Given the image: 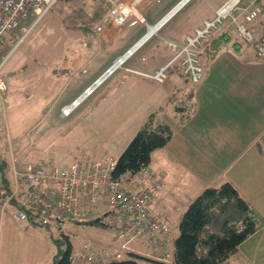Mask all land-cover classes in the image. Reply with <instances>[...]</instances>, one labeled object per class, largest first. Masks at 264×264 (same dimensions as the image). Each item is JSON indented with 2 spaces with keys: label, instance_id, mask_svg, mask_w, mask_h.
<instances>
[{
  "label": "rangeland",
  "instance_id": "374dc122",
  "mask_svg": "<svg viewBox=\"0 0 264 264\" xmlns=\"http://www.w3.org/2000/svg\"><path fill=\"white\" fill-rule=\"evenodd\" d=\"M93 1L95 0H58L39 19L30 16L25 20L24 24L29 31L23 34L20 29L13 30L10 35H15L14 42L11 44L8 40L6 42L8 50H11L10 59L8 57V63L5 62L0 78L3 81L6 79L4 75L6 68H10L11 71L16 70V67L23 62L29 64L27 70L37 65V62L48 67V63H52L56 52L61 51L63 45H68L67 42H62V39H65L63 34H76L83 27L82 25L89 22L88 18H91L93 11L91 9ZM100 1L102 4L106 2L109 5L106 0ZM100 1L97 0L98 3ZM70 40L69 47L94 44L86 39L82 41L79 37H72ZM240 43L237 50L229 48L222 53L223 56L219 53L214 59L220 56L217 59L218 64L225 66L229 64L228 76L221 72L216 75L211 73L212 78L209 83L206 82L202 87H199V84L190 83L191 81L188 82L185 90L176 91L174 99L171 102H165L163 105L166 108H163L161 113L159 111V114H163L168 121L173 132L172 137L177 138L171 149L174 152L177 151L175 148L177 145L182 150L184 141L195 153L196 160L199 161L200 158L202 162L196 164L187 160L191 164L187 166L184 164L187 162L183 156L176 157L177 164L169 171L168 177L171 185L182 181L179 185L182 186V195L179 196L177 192L172 196L179 205L194 199L205 184L213 183L214 186H220L227 181L224 180L226 175L234 173V168L228 171L226 167V162L238 153L237 143L232 142L231 137L242 131V140L248 141L260 128L264 127V117H260L258 125H255L253 118L255 114L246 109L244 98L242 102L239 99L244 86L236 78H243L244 74L250 76L245 63L253 60L250 55L253 49L251 44L241 41ZM99 45L106 49V43L99 42ZM13 46L14 49H12ZM107 54L100 53L94 61L92 60V65L98 66L104 63ZM67 55L66 53L60 55L58 62L55 63L62 64ZM173 55L172 53V57ZM76 59L78 61L79 57ZM199 59L204 73L208 76L211 59H208L207 55H202ZM74 60L75 58L71 59V61ZM81 62L85 65V59H81ZM59 65L53 64L57 68L55 70H61L58 69ZM82 71L84 72L85 69ZM23 74L17 75L18 82L15 85L22 86L26 82ZM121 75V71H117L95 91L94 95H89L84 101L82 100L81 105H77L78 108L70 117L63 120L57 118L54 111L62 103L63 97H67L66 102H68L75 96L78 92L75 89L77 81L81 79L90 81L88 74L80 71L75 76L76 79L67 81L65 78L63 80L65 82L55 81L51 87L56 93H53L51 100L49 98L42 100V97L36 99V95H43L44 88L48 85V80L45 78L27 86L28 90L29 87L37 88V92L32 95L33 97L30 96L29 100L24 98L25 94L14 93L18 95V98L11 105L7 96H4V93L1 94L0 110H3L4 103L6 108L4 113L0 114V170L4 173L3 176L0 175V191L6 190L5 185L1 184L3 178L6 182L13 180L14 184L9 187V190L15 189L17 183L13 173L25 171L27 163L51 162L61 168L67 163L64 162L65 160L69 162L92 153L105 154L114 161L140 128L147 109L151 106L148 103V98L152 96L149 92L160 87L159 83L148 80V84L133 86L129 89L128 82L141 84L139 80L142 79L128 77L123 82ZM96 79L93 80L96 81ZM93 80L89 83L85 82L78 97L87 92L90 85H93ZM161 95H163L162 92ZM32 101L34 108L30 106ZM64 106L60 108V112ZM45 133L48 135L46 140L42 136ZM259 133L261 135L262 130ZM33 138L37 140L35 144L31 143ZM260 141H264V137L260 138ZM208 146H211L210 151ZM147 168L152 169L150 166ZM19 189L18 196L21 197L22 187L19 186ZM167 192L175 193V190L168 187ZM94 206L92 213L83 215L77 221H65L60 228L52 224L41 225L30 220L16 222L14 219L10 218V221L4 218L0 226V264H52L53 258L61 256L69 245L73 249L77 245L80 246L82 240L79 238L94 239L97 229L104 230L105 235L109 234L112 227L108 226L104 217L108 211L106 199L101 198ZM9 207H6V212L10 211L7 209ZM98 218H101L100 223L95 222ZM179 230L178 225V234ZM63 235L67 236L68 240L64 239Z\"/></svg>",
  "mask_w": 264,
  "mask_h": 264
},
{
  "label": "crops",
  "instance_id": "0c3cea01",
  "mask_svg": "<svg viewBox=\"0 0 264 264\" xmlns=\"http://www.w3.org/2000/svg\"><path fill=\"white\" fill-rule=\"evenodd\" d=\"M180 1L181 0H142L137 6V14L144 19V23L137 22L135 24H130V22L134 19L133 16H130L123 25L107 23L105 20L107 19L110 5L106 2H103L102 4V1H100L102 5L98 3L97 0L93 1V5L91 6L93 11L91 12V18H88L89 22L82 25L83 27H81L79 32L76 34H63L65 39H62V42H67L68 45H63L61 47V51L56 52L52 63H48V67L37 62V65L35 64L31 66V68L27 70L29 64L27 62H23V64L16 67V70L11 71L9 70L10 68L5 69L4 75L6 76V79H4V81L1 79L5 84L4 96H7L11 105L15 102V99L18 98L19 94H25L24 98L29 100L30 96L37 92V88L29 87L28 90L27 86L36 84L42 78H45V80H48V85L44 88L43 95H36V99L37 97H42V100H46L47 98L51 100L53 93H56L52 91L51 87L55 81H63L65 78L67 81L70 79H76L75 76L80 71L83 74H88L90 81L94 78H100V76L113 64L115 60L120 59L123 56L122 54H124L129 48L131 50L132 46L143 37L147 31L148 25L153 26L157 24L161 19L167 16V14H169V12H171ZM227 1L228 0H196L195 2V0H187L164 22V24H162V26L158 28L156 33H153L152 36L146 39L137 50L131 51V55H128L129 57L125 56V58L118 64V66H122L116 68L108 77H106L101 84L94 89L91 95H94L95 91L119 70L122 73L121 81L123 82H125L128 77H139L142 79L139 80L141 84L128 82V88L132 89L133 86L138 87L143 84H148V80L153 83L157 82L149 77L157 70L165 67L167 68L169 65H172L173 69L181 67L178 71H173V69L170 71L167 70L166 79L162 83L157 82L160 87L154 88L155 91L149 92V95H152L148 98V103L149 105L151 104V106L148 107L146 116L142 120L144 122L150 114L156 113L155 121H162L169 125L165 116L163 114H159V111L161 113V111L166 108V106L163 105L165 102H171L174 99L176 91L180 92L181 90H185L187 83L190 82V79L189 76L184 73V68L179 60L171 62L173 52L171 51L168 42L183 45L186 41V37L193 35L195 28H201L204 20H212L216 15V11ZM251 3L264 6V0H239L237 2L236 9L232 12V14L238 16V20L242 21L243 17L241 13L246 8L250 7ZM261 19L262 16H258L252 22L248 23V27L253 32L255 39H258L259 36L264 33V25L262 24ZM14 36L15 35H8L9 44L14 42ZM72 37H79L82 41L86 39L94 44L91 46L84 44L69 47L71 45L70 39ZM238 40L234 24L231 22V18L227 17L224 19V30L222 32H213L208 39L201 42L198 47V56L200 58L202 55H207L208 59H211V65L209 67V75L207 76V74L204 73V78L199 83V87H202V85L206 82L209 83V80L212 78L211 73L216 75L221 72L223 75L228 76L227 70L230 68L229 64L228 66L221 63L218 64L219 62L217 59L220 56H223L222 53H225L229 48H231V50H237L241 44L238 43ZM99 42L106 43L105 50L99 45ZM14 48L15 47L13 46L12 49ZM6 49H9L7 44ZM102 52L108 53L105 58V62L98 66H93L91 63L92 60L94 61V58ZM65 53L68 55L64 62L60 65L59 63H55L58 62L60 55ZM126 54L127 53L124 55ZM218 54L220 56L214 60ZM250 55L253 60L245 63L250 71V76L248 77V74H244L243 78L237 77L236 79L240 80L244 86L239 99L242 102V99L244 98L246 109L249 110L250 113L255 114L253 117L254 123L255 125H258L259 118L264 117V58L257 60L253 49ZM76 57H79L78 61ZM73 58H75V60L71 61ZM80 58L85 59V65H83ZM9 59L6 63H8ZM53 64L55 66L59 65L58 69L61 70H55L57 68H55ZM242 66L243 64L241 67ZM83 69H85L84 72L82 71ZM19 74L25 75L26 78V82L23 83L22 86L15 85L18 82L17 75ZM145 79L147 80L145 81ZM90 81H85L84 79L77 81L75 89H77L78 92L74 97L69 99L68 102L77 98L79 96L78 93L85 86V82L89 83ZM161 92L163 95H161ZM14 93H17L18 95H15ZM243 93L245 94L243 95ZM1 97L2 95L0 94V100ZM66 98L63 97L62 103L59 105L58 109L54 111L56 117L61 120L70 117L78 106L81 105L79 104L69 116L63 117L61 115L60 108L68 103L66 102ZM191 98L193 97L191 96ZM202 99H204V97ZM33 101L30 105L31 108L35 107ZM5 108L4 103L3 110H0V114L4 113ZM177 110H179L178 107ZM176 113H178V111H176ZM241 113H244L243 110H241ZM260 130H262L261 135L259 133ZM263 133L264 127L263 129L260 128L255 135L248 139V141L242 140V131L231 137V141L237 143L236 148H238V153L226 162L228 171L234 168V173L226 175L224 180L227 181L224 182L232 183L239 194L246 199L253 208H255L263 220V226L245 239L238 246L236 252L233 253L223 264H264V141H260V138L264 137ZM42 136L43 139L46 140L48 135L45 133L42 134ZM176 139L177 138L174 136L171 137L167 145L162 147L161 150L158 151L157 149L153 151L148 165L152 169L149 170L147 168L150 172L156 174L162 183V189H160L157 198L151 203V209L156 214L169 218L171 233L169 235H166L163 232H156L153 235L138 233L128 241L115 240V228L112 227L110 233L107 235H105L104 230L97 229L94 239L79 238V240H82V242L89 241L93 247H102L110 252L121 251L125 257L128 254L141 256L146 259L147 264H170L172 262L173 241L178 236V225L182 214L193 198L187 200L184 204L185 206L177 204L172 196L177 192L179 196L182 195V186H179L182 184V181L171 185L168 174L169 171L175 167V164H177V156H183L187 162L184 164L187 166L191 165L190 162L196 164L202 163L200 158V162L196 160L194 156L195 153L192 152L190 146H188L182 138L181 139L184 143L182 150H180V148L176 145L175 148L177 151L174 152L171 147L175 145ZM36 141L37 140L33 138L31 143L35 144ZM207 148L210 151L211 146H208ZM123 150L124 149H122V151ZM92 154L97 156L102 153ZM200 157L203 158L202 156ZM72 160L69 162L65 160L64 162L67 163L64 167H68ZM180 164L184 165L182 162H180ZM0 173V175L3 176L4 173L2 170H0ZM124 180H127V178H124ZM13 184V180L12 182L7 181V186L9 185L8 187H11ZM212 184L213 183H207L202 186V188L201 185H199L201 190L198 195L204 188L214 186V184ZM168 187H171V190H175V193H166ZM7 209L10 211L0 213V226L2 225L4 218H6V220H10V218L13 219L11 216V206ZM79 247L80 246L77 245L74 248L73 254L75 251L79 250ZM163 258L164 261L162 262Z\"/></svg>",
  "mask_w": 264,
  "mask_h": 264
},
{
  "label": "built area",
  "instance_id": "2783aa9c",
  "mask_svg": "<svg viewBox=\"0 0 264 264\" xmlns=\"http://www.w3.org/2000/svg\"><path fill=\"white\" fill-rule=\"evenodd\" d=\"M57 1L0 0V72L11 53V50L6 49L8 35L16 29L26 34L29 28L24 24L25 20L30 16L39 19ZM106 1L110 5L105 20L107 23L123 25L130 16L134 17L130 24L144 23V19L137 14V6L142 0ZM238 1L228 0L224 3L212 20H204L201 28H195L194 34L186 37L183 45L168 42L174 54L171 62L180 61L191 83L199 84L204 78V71L198 58V47L213 32L224 30V19L227 17L231 18L238 39L251 44L255 58H264V33L255 39L248 27V23L258 16H262L261 22L264 25V6L251 3V6L241 13L243 20L239 21L238 16L232 14ZM149 27L148 25L147 31ZM125 53H130V49ZM114 62L102 74L101 77L104 78L101 81L98 78L94 81L93 88L89 87L87 92L81 94L83 98L91 95L106 77L120 67H113ZM165 70L166 67L157 70L149 77L162 83L166 79ZM4 91L5 84L0 78V94ZM77 99L61 109L63 117L69 116L73 108L81 102ZM69 105L73 107L67 110L66 107ZM113 166L114 161L105 154L97 156L89 154L73 160L68 167L61 168L51 162L27 163L25 171L21 173L14 171L17 183L15 189L0 191L3 199L1 212L7 206H11V216L17 222L30 220L60 228L65 221H77L83 215L90 214L94 210V205L101 198H105L108 204L105 218L108 226L115 228V240L128 241L138 233L153 235L154 232H164L169 235L171 233L169 218L160 216L151 209V203L157 198L162 187L157 175L143 167L130 179L112 180ZM19 186L22 187L21 197L18 196ZM12 201L15 203L12 204ZM123 258L125 255L121 251L110 252L102 247L95 248L89 241H85L80 244L79 250L72 254L71 260L76 264H104Z\"/></svg>",
  "mask_w": 264,
  "mask_h": 264
},
{
  "label": "trees",
  "instance_id": "16d2710c",
  "mask_svg": "<svg viewBox=\"0 0 264 264\" xmlns=\"http://www.w3.org/2000/svg\"><path fill=\"white\" fill-rule=\"evenodd\" d=\"M171 66L166 68V73L173 69ZM179 68H174L173 71H178ZM155 117L156 113L150 114L117 157L111 171L112 180L132 178L140 169L149 165L153 151L164 147L170 141L173 135L171 127L165 122L155 121ZM2 181L10 191L6 179L3 178ZM2 201L0 196V211ZM101 218L95 222L100 223ZM262 226L263 220L259 213L239 194L232 183L208 186L189 203L182 214L180 232L173 241V260L170 264H223L245 239ZM63 238L68 240L65 235ZM73 251L69 245L61 256L53 258L52 264H72ZM104 264L147 263L141 256L128 254L123 259Z\"/></svg>",
  "mask_w": 264,
  "mask_h": 264
},
{
  "label": "bare ground",
  "instance_id": "6f19581e",
  "mask_svg": "<svg viewBox=\"0 0 264 264\" xmlns=\"http://www.w3.org/2000/svg\"><path fill=\"white\" fill-rule=\"evenodd\" d=\"M185 0H182V3L184 2ZM180 4V3H179ZM181 5V4H180ZM180 5H177L169 14H167V16H165L163 19H161L156 25H153V26H150L149 27V29H148V31L143 35V37L138 41V42H136V44L135 45H133V47L131 48V51H135V50H137L140 46H139V44L143 41H145L146 39H148L150 36H152L153 35V33H156V31L158 30L157 28L173 13V12H175L176 11V9L180 6ZM262 33V32H261ZM260 37V36H259ZM258 38V37H257ZM131 53V52H130ZM129 53V54H130ZM129 54H127V55H123L120 59H118V60H116L115 62H114V65H113V67H117L118 66V64L122 61V59H124L125 58V56H128ZM104 78V76L103 77H100V81L102 80ZM95 85V83L93 84V85H90V88H93V86ZM84 96L83 95H81L80 96V98L78 97V101L79 100H84L85 98H83ZM81 103V102H80ZM79 103V104H80ZM78 104V105H79ZM73 107V105H69V106H67L66 107V109L68 110V109H70V108H72ZM76 107V106H75ZM74 107V108H75ZM73 108V109H74ZM153 211V210H152ZM154 212V211H153ZM155 213V212H154ZM135 257V256H134ZM73 264V263H72Z\"/></svg>",
  "mask_w": 264,
  "mask_h": 264
},
{
  "label": "water",
  "instance_id": "95a60500",
  "mask_svg": "<svg viewBox=\"0 0 264 264\" xmlns=\"http://www.w3.org/2000/svg\"><path fill=\"white\" fill-rule=\"evenodd\" d=\"M186 1H187V0H185V1L183 2V4H184ZM180 4H181V5H180ZM180 4H178V5H180V6H179L176 10H178V9L183 5V4H182V1H181ZM176 6H177V5H176ZM173 9H174V8H173ZM169 13H170V12H169ZM173 13H174V12H173ZM173 13H172V14H173ZM172 14H171V15H172ZM171 15H170V16H171ZM170 16H169V17H170ZM169 17H168V18H169ZM168 18H167V19H168ZM167 19H166V20H167ZM166 20H165V21H166ZM165 21H164V22H165ZM164 22H163L162 24H164ZM162 24H161L160 26H162ZM155 25H156V24H155ZM160 26H159V27H160ZM159 27H158V28H159ZM158 28H157V29H158ZM142 43H143V41L139 44V46H140ZM132 47H133V46H132Z\"/></svg>",
  "mask_w": 264,
  "mask_h": 264
}]
</instances>
